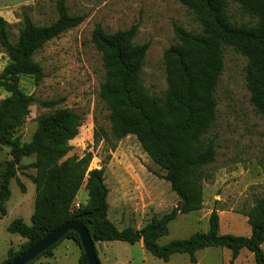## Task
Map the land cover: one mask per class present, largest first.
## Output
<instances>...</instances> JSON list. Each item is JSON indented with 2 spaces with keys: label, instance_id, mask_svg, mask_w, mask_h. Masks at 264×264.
Listing matches in <instances>:
<instances>
[{
  "label": "trees",
  "instance_id": "trees-1",
  "mask_svg": "<svg viewBox=\"0 0 264 264\" xmlns=\"http://www.w3.org/2000/svg\"><path fill=\"white\" fill-rule=\"evenodd\" d=\"M179 1L193 15L200 29L192 31L180 25L173 26L176 42L169 45L162 56L166 81L162 96L152 94L144 84L142 70L149 42H134L137 25L106 32L97 23L91 34L101 54L104 80L100 84L99 97L108 111L111 133L116 139L134 135L184 202L181 209L178 206L160 217L153 216L140 229H118L107 218L103 169L87 172L90 152L82 157L71 155L63 159L71 150L69 141L78 134L80 115L69 109H55L38 117L29 141H22L17 133L29 113V106L35 101L19 87L20 76L29 75L40 80L43 69L34 60L36 51L50 39L80 24L85 16L70 14L64 0H57L58 17L53 22L37 25L25 13L17 38L12 41L9 23L0 15V48L8 57V63L0 72V86L8 93L0 100V152L5 146L11 155L5 163L0 162V215L9 197L8 181L14 175L15 164L24 156L35 155L31 163L35 168L31 223L18 218L8 226L10 233H17L28 242L13 257L55 228L76 219L88 230L93 244L94 241L113 240L133 244L142 240L147 252L164 261L174 253H187L190 262L195 263L197 250L223 247L231 251V259L245 248L253 253L256 264H264L261 248L264 194L243 211L250 226L248 236L219 233V217L216 210H212L207 231L158 243L159 238L167 235L168 223L178 212L201 208L202 184L210 177L206 168L214 162L216 154L213 139L205 134L216 117L215 91L224 67V45L234 47L247 58L245 78L250 102L264 119V0H232L241 13L250 17L247 22H238L232 17L227 0ZM38 103L52 107L56 101L39 100ZM83 182L88 192L87 203L73 212L71 204ZM64 238L74 239L81 247L76 232L69 230ZM57 243L40 255H50ZM94 250L97 256L95 245ZM97 260L101 264L98 256ZM80 264H87L83 249Z\"/></svg>",
  "mask_w": 264,
  "mask_h": 264
},
{
  "label": "rangeland",
  "instance_id": "rangeland-1",
  "mask_svg": "<svg viewBox=\"0 0 264 264\" xmlns=\"http://www.w3.org/2000/svg\"><path fill=\"white\" fill-rule=\"evenodd\" d=\"M70 14L84 15V20L47 41L34 54L43 69L36 81L21 75L19 87L35 101L17 133L29 141L41 114L55 109H69L82 117L78 134L69 141L71 155L82 157L91 153L87 172L103 169L107 188V218L118 228L140 229L153 216L160 217L178 207L179 196L171 189L165 173L152 162L134 135L116 139L111 133L108 111L99 97L104 80L101 54L91 34L97 23L106 32L137 25L134 42H149L142 77L152 94L162 96L165 87L162 56L176 42L173 26L198 31L200 25L179 0H64ZM229 13L238 22L250 17L238 5L227 0ZM37 25L49 24L58 17L57 0H0V15L9 23L10 38L15 41L23 14ZM224 67L216 86V117L205 137L215 145V160L206 171L210 174L202 184V205L195 211L180 213L168 223L167 235L159 238L164 244L172 239L186 238L196 231H207L209 216L216 210L219 233L250 234L243 214L255 199L264 194V119L250 102L246 86L247 58L234 47H223ZM8 57L0 48V72ZM8 93L0 86V100ZM54 100L52 107L38 101ZM11 159L9 148L3 146L0 162ZM35 155L24 156L15 164L9 178V197L0 215V264L21 251L27 238L8 231L9 224L22 219L30 224L34 211L35 185L32 177ZM4 167V166H3ZM2 168L0 167V171ZM87 173L85 174V178ZM82 183L70 210L86 206L88 192ZM76 203H79L77 207ZM94 241L97 256L107 264H256L251 251L243 248L234 259L223 247H205L195 252L191 263L187 253H174L168 261L157 258L140 246L113 240L107 244ZM264 251V242L261 245ZM82 249L72 238H64L51 250L28 264H80ZM99 258V256H98Z\"/></svg>",
  "mask_w": 264,
  "mask_h": 264
},
{
  "label": "water",
  "instance_id": "water-1",
  "mask_svg": "<svg viewBox=\"0 0 264 264\" xmlns=\"http://www.w3.org/2000/svg\"><path fill=\"white\" fill-rule=\"evenodd\" d=\"M183 200L179 204L181 209L183 206ZM72 230L77 233L81 247L85 254L87 264H99L97 256L94 250V244L90 233L85 228V226L78 220H69L61 226L55 228L44 237L36 241L34 244L30 245L27 249L13 257L11 260L4 264H27L38 255H40L45 249L54 245L59 240H61L67 231Z\"/></svg>",
  "mask_w": 264,
  "mask_h": 264
},
{
  "label": "crops",
  "instance_id": "crops-1",
  "mask_svg": "<svg viewBox=\"0 0 264 264\" xmlns=\"http://www.w3.org/2000/svg\"><path fill=\"white\" fill-rule=\"evenodd\" d=\"M137 242H139V243H140V246H141L142 248H144V247H143L142 240H139V241H137ZM104 244H107V242H105ZM98 256H99V260H100L101 264H107V261H106L105 259H104V260L101 259L102 254H98Z\"/></svg>",
  "mask_w": 264,
  "mask_h": 264
},
{
  "label": "built area",
  "instance_id": "built-area-1",
  "mask_svg": "<svg viewBox=\"0 0 264 264\" xmlns=\"http://www.w3.org/2000/svg\"><path fill=\"white\" fill-rule=\"evenodd\" d=\"M77 207L79 206V203H76Z\"/></svg>",
  "mask_w": 264,
  "mask_h": 264
}]
</instances>
